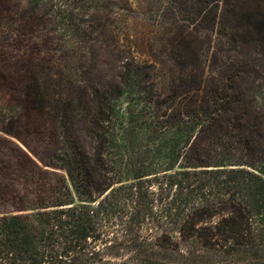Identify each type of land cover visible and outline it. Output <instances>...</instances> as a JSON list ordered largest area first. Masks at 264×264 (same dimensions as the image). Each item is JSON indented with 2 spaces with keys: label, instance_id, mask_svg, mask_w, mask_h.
I'll return each mask as SVG.
<instances>
[{
  "label": "trees",
  "instance_id": "16d2710c",
  "mask_svg": "<svg viewBox=\"0 0 264 264\" xmlns=\"http://www.w3.org/2000/svg\"><path fill=\"white\" fill-rule=\"evenodd\" d=\"M102 3L112 15L130 8L29 0L17 11L16 0H0V33L56 21L73 38L83 26L84 42L104 44L119 66L77 88L18 69L28 60L0 49V91L17 101L0 99V130L39 160L16 144L21 161L0 159V264H264V97L253 90L264 81V0H197L198 29L241 30L262 57L242 51L246 59L210 74L189 69L169 91L152 65L125 54ZM178 40L192 52L189 38ZM43 119L53 136L34 146L23 132Z\"/></svg>",
  "mask_w": 264,
  "mask_h": 264
},
{
  "label": "rangeland",
  "instance_id": "374dc122",
  "mask_svg": "<svg viewBox=\"0 0 264 264\" xmlns=\"http://www.w3.org/2000/svg\"><path fill=\"white\" fill-rule=\"evenodd\" d=\"M16 1L18 8L15 7L12 13L16 8L18 11L20 6L25 8L29 0ZM182 1H185V4L181 3ZM196 1L129 0L130 8L120 10L117 15L111 14L115 11L112 5L102 3L100 16L108 13L119 19L116 29L119 30L120 45L125 54L133 57L138 63L152 65L153 80L167 91L171 89L172 82L190 73L189 69H192L194 74L201 75L206 67V72L210 74L222 62L230 64L239 59H246L239 54L242 51L247 53L249 58L251 56L253 63L260 61L261 47L242 42L247 39L241 30L231 28L224 30L219 26L213 32L198 29L199 17L204 10L196 15L198 11ZM38 22H32L35 23L31 26L32 29L11 27L3 28L0 33V42L3 43L0 49L3 52L8 56L28 60L21 63L23 68L18 69L24 70L28 67L32 71L51 74L53 79L64 75L67 80L74 81L77 88H86L88 84L96 85L104 79L110 80L119 71L115 56L109 53V49L104 44L92 46L84 42L83 26L78 37L75 35L72 38L70 33L59 29L56 21ZM180 33L192 41V52L185 53L179 50L182 47L181 41L178 40ZM71 39H74V42H71ZM262 84H264L263 79L258 78L253 84V90L264 97V88L257 87ZM12 95L16 96L15 90L4 88L0 91V99L3 97L10 100L14 106L9 107L14 109L17 101ZM258 101L264 106V98L262 100L259 98ZM1 106L2 115L4 110H1ZM6 117L5 121L8 122L11 114H6ZM23 135L34 146H40L43 142L50 143L53 136L52 124L44 119L34 121ZM12 144L20 146L39 162L16 136L7 135L1 130L0 159L15 164L21 161V155L12 149ZM0 180H5L1 171ZM6 207L11 208L12 205L8 204ZM261 257L264 258V252Z\"/></svg>",
  "mask_w": 264,
  "mask_h": 264
}]
</instances>
